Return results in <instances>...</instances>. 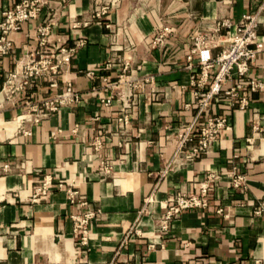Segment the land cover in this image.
Segmentation results:
<instances>
[{
  "label": "crops",
  "instance_id": "crops-1",
  "mask_svg": "<svg viewBox=\"0 0 264 264\" xmlns=\"http://www.w3.org/2000/svg\"><path fill=\"white\" fill-rule=\"evenodd\" d=\"M114 1L117 10L87 27L78 24L104 0H69L65 9H45L13 34L15 52L0 62L1 91L17 65L39 49L38 29L54 15L53 45L71 48L86 42L59 78L58 88L42 80L14 101L0 104V264H264V91L247 93L243 110L237 100L231 107L229 99L218 97L198 118L197 127L212 115L226 117L230 130L187 167L169 168L175 140H168L197 116L187 69L190 37L222 19L238 24L257 11L261 0ZM18 2L0 0V21ZM165 26L176 33L163 46L151 48L156 32ZM257 33L264 45V24ZM223 47L214 49L212 57ZM118 55L131 61L135 75L155 76V87L162 92L160 101L146 93L134 97L125 131L118 121L120 104L104 108L100 103L108 96L102 92L103 77L114 78L122 63L115 61L110 72L103 66ZM216 70L209 71L210 82ZM249 78L264 82V50L252 63ZM236 82L233 76L223 89ZM67 83L83 95L79 106L63 108L39 124L22 123L28 101L52 97ZM97 114L101 120L92 122ZM96 137L103 143L100 151L93 146ZM5 163L10 165L7 173L1 169ZM104 166L111 168L110 175L101 173ZM233 173L245 176V191L232 188ZM208 174L216 176L210 181L208 207L184 212L168 233L156 232L166 199L196 193ZM48 176L50 195L34 202L35 190ZM70 188L86 206L69 202ZM151 196L154 203L142 214ZM80 213L95 216L86 245L71 219Z\"/></svg>",
  "mask_w": 264,
  "mask_h": 264
},
{
  "label": "built area",
  "instance_id": "built-area-1",
  "mask_svg": "<svg viewBox=\"0 0 264 264\" xmlns=\"http://www.w3.org/2000/svg\"><path fill=\"white\" fill-rule=\"evenodd\" d=\"M69 0H19L12 9L3 13L0 21V62L3 58L12 55L15 52L12 36L21 30L25 23L37 20L45 9H50L58 5L65 9ZM120 3V1H119ZM114 0H104L101 7H97L89 15V18L78 25L89 26L94 21H103L113 10H117ZM55 15L45 21V24L38 29L39 49L30 54L26 60L27 64L23 66L21 72L16 70L11 73L3 87L9 92L6 100L11 101L23 94L28 88L35 86L39 81H46L51 88L59 87V78L63 76L68 69L72 58L77 52L86 45L85 41H79L74 47H57L52 44L51 36L54 27L53 20ZM264 24V0H261L257 11L252 15L242 18L238 24H232L228 19L216 21L207 30H197L190 37L191 48L187 56V69L191 72L190 85L195 89L193 98L196 107V119L178 129L168 140L174 138L175 153L171 166L175 169L187 167L194 163L198 158L207 155L212 146L220 139L224 132L230 130V125L226 117L207 116L204 123L197 127L198 118L209 110L211 104L220 96L230 100V106L235 105L237 100L239 108L243 110L247 104V93L264 91V82L255 81L249 78V71L252 63L257 56L264 50L263 43L258 37V28ZM106 27L112 30L111 24ZM176 33L175 28L165 26L158 29L156 36L149 44L151 48L163 46L168 38ZM220 54L215 58L211 52L223 45ZM194 57L197 62L194 63ZM122 63V68L117 72L114 78L111 75L103 77L102 92L108 94L102 98L100 103L104 108H111L115 102L120 104L121 116L119 124L122 130H127L131 125V111L134 97L139 93L148 94L154 101H160L162 92L155 87V76L139 77L135 75L131 68V61L116 56L108 60L103 71H113L115 61ZM217 67L213 80L209 81V71ZM89 77L94 73L87 74ZM2 68L0 67V79ZM235 76L237 82L227 89H223V84ZM152 87V88H151ZM149 88V90H148ZM151 88V89H150ZM174 88V87H172ZM2 91V92H3ZM83 95L78 92L71 83H67L58 94L40 100L33 104L31 101L26 103V110L23 114L22 123L39 124L50 116L60 112L63 108H75L83 101ZM13 100V101H14ZM16 103V102H14ZM189 106H187L188 108ZM92 122L101 120L99 114L90 119ZM25 135H31L30 130L24 129ZM96 151L103 148L100 137H96L93 143ZM3 172L7 173L10 165L5 163L1 165ZM104 176L111 174V168L104 166L101 169ZM215 175L208 174L198 183L197 192L187 194L181 192L169 196L166 201L164 213L158 219L156 232L159 234L168 233L172 224L184 212L193 209H206L209 205L208 193L210 181L215 179ZM231 186L234 189L245 191V176L239 173H233ZM52 179L50 176L46 181L35 190L32 197L34 202L47 198L51 193ZM62 184L60 188H62ZM68 200L71 204L86 206L81 201L80 193L73 188L68 190ZM154 203L153 196L148 198L145 209L142 214L147 213L150 206ZM221 212V210H219ZM263 212V207L256 211L259 215ZM93 213H80L71 216L74 224V232L82 235V244L86 245L89 239V230L91 222L94 219ZM137 234H141L136 230ZM156 243H150V249L156 247Z\"/></svg>",
  "mask_w": 264,
  "mask_h": 264
},
{
  "label": "bare ground",
  "instance_id": "bare-ground-1",
  "mask_svg": "<svg viewBox=\"0 0 264 264\" xmlns=\"http://www.w3.org/2000/svg\"><path fill=\"white\" fill-rule=\"evenodd\" d=\"M27 64V61H24L20 64L18 71L21 72V69L23 68L24 65ZM9 92V89L7 88L5 91L0 93V104L4 102V100L6 99V96Z\"/></svg>",
  "mask_w": 264,
  "mask_h": 264
},
{
  "label": "rangeland",
  "instance_id": "rangeland-1",
  "mask_svg": "<svg viewBox=\"0 0 264 264\" xmlns=\"http://www.w3.org/2000/svg\"><path fill=\"white\" fill-rule=\"evenodd\" d=\"M120 3H121V1H120ZM121 5H122V4H121ZM2 91H3V89L0 91V93H1ZM13 100H14V99L12 98L11 101H13Z\"/></svg>",
  "mask_w": 264,
  "mask_h": 264
}]
</instances>
